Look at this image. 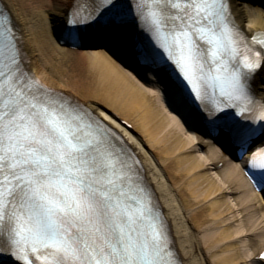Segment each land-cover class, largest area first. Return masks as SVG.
<instances>
[{"label": "snow or ice", "instance_id": "1", "mask_svg": "<svg viewBox=\"0 0 264 264\" xmlns=\"http://www.w3.org/2000/svg\"><path fill=\"white\" fill-rule=\"evenodd\" d=\"M64 15L73 47L84 26L131 18L139 71L173 115L190 111L224 139L264 193V100L252 91L264 37L249 40L232 0H70ZM20 41L0 7V261L182 264L139 159L90 105L34 77Z\"/></svg>", "mask_w": 264, "mask_h": 264}, {"label": "bare ground", "instance_id": "2", "mask_svg": "<svg viewBox=\"0 0 264 264\" xmlns=\"http://www.w3.org/2000/svg\"><path fill=\"white\" fill-rule=\"evenodd\" d=\"M0 2L21 38L28 70L49 87L90 105L100 119L106 120L99 110L108 113L112 119L106 121L126 137L182 264H264L255 258L264 251V214L249 210H264V193L252 189L224 139L209 138L190 111H184V121L173 115L176 105L169 110L152 77H145L135 61L132 73L111 57H134L132 29L86 27L72 49L67 42L57 44L50 33V28H64L70 0ZM243 2L232 0L236 24L247 36L264 33V0H258L262 8L256 9L244 8ZM46 12L49 27L44 25ZM65 59L72 64L63 68L58 60ZM252 90L264 99V69L257 72Z\"/></svg>", "mask_w": 264, "mask_h": 264}, {"label": "rangeland", "instance_id": "3", "mask_svg": "<svg viewBox=\"0 0 264 264\" xmlns=\"http://www.w3.org/2000/svg\"><path fill=\"white\" fill-rule=\"evenodd\" d=\"M244 2V5H245V7L244 8H246L247 9V7L249 8V9H256V8H262V3H259L258 2V0H243ZM47 16H49V14H47V12H46V21H44V25H46V27H49L48 26V17ZM57 30L58 29H51L50 28V33H51V35H52V38H53V40L58 44L59 42L56 40V35H58V33H57ZM60 45V44H59ZM83 48H86V47H83ZM117 63H119L120 64V66L122 67V68H124V69H126L127 71H129V72H132V73H135L136 71H135V67L132 65V62H134L132 59H128V61H129V63H128V61H123V59H120V58H117V56L115 57L114 55L113 56H111ZM58 62H59V64L63 67V68H65L66 66H69V65H71L72 64V62H70V61H68V60H58ZM50 72V70H48V74H50V75H52V76H54V79H57L56 78V76L53 74V73H49ZM249 210H254V213L256 212V213H262V214H264V210H261L260 209V211H259V209H257V207H253L252 209H249ZM251 212H253V211H250V213ZM255 213V214H256ZM249 229H247V231H248Z\"/></svg>", "mask_w": 264, "mask_h": 264}]
</instances>
